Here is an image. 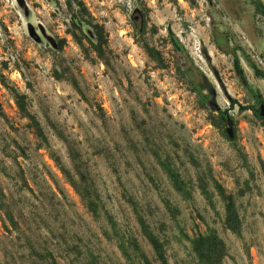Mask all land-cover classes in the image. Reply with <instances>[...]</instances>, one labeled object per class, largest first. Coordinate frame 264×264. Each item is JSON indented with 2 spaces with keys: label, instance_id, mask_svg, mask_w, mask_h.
I'll return each instance as SVG.
<instances>
[{
  "label": "rangeland",
  "instance_id": "obj_1",
  "mask_svg": "<svg viewBox=\"0 0 264 264\" xmlns=\"http://www.w3.org/2000/svg\"><path fill=\"white\" fill-rule=\"evenodd\" d=\"M83 1L104 27L108 66L93 53L86 58L67 33L64 0H0V77L26 95L50 146L40 144L0 83L5 115H0V264H33L47 252L59 264H130L106 217L93 218L52 160L54 153L72 169L69 146L80 155L120 234L134 238L152 264L159 262L141 234L134 207L166 243L169 264H197L184 235L207 227L226 243L224 264H264V126L251 110L229 109L230 99L256 108L260 102L236 76L232 54L213 43L219 32L223 49L239 47V55L244 51L264 69V18L254 13L251 0H196L193 7L184 0ZM136 10L143 21L133 19ZM144 24L142 36L138 29ZM166 27L210 81L211 105L229 109L236 149L210 124L208 111L177 80L172 64L154 68L136 42L147 41L170 59ZM85 33L91 35L89 29ZM49 38L57 47L64 40L62 49ZM54 63L65 71L60 80L53 77ZM241 65L264 104V80L244 58ZM154 152L172 161L188 184L189 199L173 189ZM209 173L236 197L240 237L223 227V202ZM198 176H206L214 209L200 193ZM246 181L250 190L237 197ZM167 204L177 210L174 215Z\"/></svg>",
  "mask_w": 264,
  "mask_h": 264
},
{
  "label": "trees",
  "instance_id": "obj_2",
  "mask_svg": "<svg viewBox=\"0 0 264 264\" xmlns=\"http://www.w3.org/2000/svg\"><path fill=\"white\" fill-rule=\"evenodd\" d=\"M190 6L196 5V0H184ZM69 17V26L67 33L72 37L73 41L81 48L86 58L90 57V54H94V58L105 66L109 65L108 57V40L104 31V27L96 23L91 14L89 13L83 0H64ZM251 4L254 7V13L264 18V3L261 0H251ZM85 29L90 30V34L85 33ZM139 33L143 36L146 32L145 24L139 29ZM167 37L163 38L165 43H169L172 47V55L170 59H167L163 52L157 49L155 46L149 44L147 41L138 42L140 47L145 52L149 61L154 63L156 69H166L172 64L175 72V76L179 82L186 85L188 90L193 92L201 108L208 111V120L212 126H214L219 133L226 138L233 147H236V129L233 125L234 135L232 138L226 134L227 119L230 118L233 122L232 116L229 114V109H233L235 105L238 106L239 112H245L251 110L253 114L263 123L264 117L259 114V108H256L253 104L241 105L235 99L229 100V109L214 110L211 105L213 102V94L211 92V83L205 76V74L193 63L186 47L181 43L176 34L170 27H166ZM150 32L152 35L157 34V28L151 27ZM64 40H59L58 50H61L64 44ZM223 42L222 35L219 32L215 33L213 43L224 54H232V64L236 76L241 82L246 84L249 94L256 101H259V107L263 104L261 101V94L258 90L252 89L246 81L244 69L241 65V58H244L249 68L252 70L254 76L258 79L264 80V69H261L249 55L244 51L238 54L239 47L230 51L223 49L221 43ZM53 77L57 80L65 77V71L60 69L55 63L52 71ZM74 90L82 95V90L74 78H69ZM0 83L4 88L10 91L13 95L15 105L20 117L27 120V127L31 132L40 139V144L45 148H50L47 138L44 135L43 129L37 120V118L29 111L27 97L25 94L20 93L15 88L11 87L3 76L0 77ZM264 105V104H263ZM212 106V107H211ZM0 115L5 117L4 113L0 110ZM239 152V149H237ZM69 154L72 162V169L67 168L61 161L60 157L54 153H51V158L56 164L58 170L61 172L67 183L79 197L80 201L90 212L94 219H99L103 214L112 230L113 235L118 241V247L130 264H152L147 256L142 252L137 241L133 239L125 240L124 235L120 234L117 229V224L112 216L104 208L98 190L90 178L87 170L84 167V163L80 159L78 152L69 146ZM156 161L160 165L161 169L167 176L171 186L184 200L191 197V192L188 184L181 177L179 171L175 168L172 161L166 156L162 158L157 152H154ZM239 154H241L239 152ZM193 162V160H191ZM210 180L213 183V187L216 190L217 195L223 202L224 206V219L223 227L225 230L230 231L232 234L240 237L242 235V220L236 205V197L227 193L224 187L217 182L216 179L209 173ZM206 176H198V188L201 195L206 200L207 204L214 209L213 193L209 189V184L205 179ZM250 190L249 183L246 181L244 187L237 191V197H242L246 192ZM132 204L133 201L129 200ZM135 206V205H134ZM168 210L174 215L177 212L176 209H172L167 204ZM136 214V220L139 225L141 234L151 246L155 259L159 264H169L166 257V243L162 241L150 228L145 218L134 207ZM10 222L15 225L13 218L8 214ZM108 239H111L108 233L105 232ZM185 239L189 243L190 251L194 255L197 264H224V259L228 256V249L225 241L219 236L217 231L212 227H207L205 232H196L191 237L184 235ZM39 261H34L33 264H59L53 255L49 252L40 254ZM136 259V261H135Z\"/></svg>",
  "mask_w": 264,
  "mask_h": 264
},
{
  "label": "water",
  "instance_id": "obj_3",
  "mask_svg": "<svg viewBox=\"0 0 264 264\" xmlns=\"http://www.w3.org/2000/svg\"><path fill=\"white\" fill-rule=\"evenodd\" d=\"M49 41L51 43V45L54 47V48H57V44L56 42L52 39V38H49ZM213 109L214 110H218L220 109V107L216 104L213 105ZM259 114L264 117V105L261 104L260 107H259ZM226 134L228 135V137L232 138L233 135H234V132H233V122L230 118L227 119V128H226Z\"/></svg>",
  "mask_w": 264,
  "mask_h": 264
},
{
  "label": "flooded vegetation",
  "instance_id": "obj_4",
  "mask_svg": "<svg viewBox=\"0 0 264 264\" xmlns=\"http://www.w3.org/2000/svg\"><path fill=\"white\" fill-rule=\"evenodd\" d=\"M133 19L136 21H143V15L140 11L136 10L135 14L133 15Z\"/></svg>",
  "mask_w": 264,
  "mask_h": 264
}]
</instances>
